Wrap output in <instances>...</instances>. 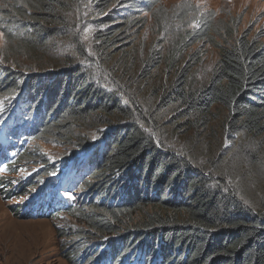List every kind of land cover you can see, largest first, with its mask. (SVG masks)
Segmentation results:
<instances>
[{
	"label": "trees",
	"instance_id": "1",
	"mask_svg": "<svg viewBox=\"0 0 264 264\" xmlns=\"http://www.w3.org/2000/svg\"><path fill=\"white\" fill-rule=\"evenodd\" d=\"M60 1L3 0L11 4L10 14L0 7V14L6 16H1L4 61L12 59L10 64H14L20 58L31 59L34 44L41 47L47 40L62 39L60 23L64 18L60 16ZM74 1L78 4L83 0ZM157 1L93 0L98 15H104L116 3L108 15L100 16L102 21H97L114 26L107 25L97 37L111 42L122 31L115 30V24L151 12ZM211 22L206 19L190 43L197 41L198 36L205 39ZM179 40L177 46L183 50L186 40ZM71 42L79 45L76 36ZM78 53L82 56L83 49ZM80 60L83 59L63 60L67 69L58 71L56 76L49 74L48 69L53 70L50 65L39 67L42 69L34 70L32 75L25 69L0 65V111L7 113L15 100L21 107V122L16 124L20 133L13 138L18 142L16 158L6 165L8 172L0 176V184L9 177L6 175L16 172L17 165H29L31 161L30 166H43L35 180L21 184L25 199L20 213L54 221L60 214L68 220L72 216L80 219L85 226L71 228L73 238L78 240L67 252V259L73 264H121L125 259L131 264L137 256L145 264H264V202L251 201L264 193V142H257L264 134V42L243 35L232 44L222 45L206 82L193 87L187 74L180 76L179 81L161 90L155 106L148 111L129 98L128 103L124 102L117 91L106 87L104 77L92 66H77ZM171 105H177L180 118L186 120L180 125H189L190 129L207 127L214 112L222 109L225 135L228 131L240 141H248L243 167L223 174L213 172L219 179L212 181L214 175L210 172L203 171L182 153L175 154L176 149L164 137L160 120V113ZM105 126L111 130L107 143L99 145L101 151L97 153L101 157L80 180L83 194V185L95 192L92 201H75L50 213L42 212L55 204L52 198L46 199L45 192L38 199L26 201L39 180L57 171L56 164L64 157L65 163L69 155L59 160L52 157L56 162H50L51 158H46L34 141L49 139L56 145L72 147L66 150L74 155L77 150L88 152L96 148L94 140L102 136ZM91 128L97 130L94 139L86 137L83 130ZM146 128H153L156 138ZM248 170L258 180L256 196L244 190L243 179L249 176ZM227 178L231 184H225ZM4 185L12 188L9 181ZM246 193L252 196L250 203L239 195ZM132 222L135 224L129 225ZM123 225L126 228L121 231ZM69 230L65 228L66 232ZM84 252L89 255L88 263L81 257Z\"/></svg>",
	"mask_w": 264,
	"mask_h": 264
},
{
	"label": "rangeland",
	"instance_id": "2",
	"mask_svg": "<svg viewBox=\"0 0 264 264\" xmlns=\"http://www.w3.org/2000/svg\"><path fill=\"white\" fill-rule=\"evenodd\" d=\"M60 2L63 9L60 16L64 18V22L60 24L66 26L63 30L60 25L63 33L59 37L62 39L47 40L41 47L40 44H37L39 47L34 44L32 46L34 51L29 54L31 59L20 58L14 64H10L13 63L12 59L8 61L2 59L5 30L1 27L3 26L1 16H6L0 14V65L8 64L17 70L25 69L29 71V75H32L31 72L36 69H42L39 67L50 65L48 67H52L53 70L48 69L49 74L56 76L58 71L67 69L61 63L63 60L81 58L83 60L77 62V66H92L97 74H102L110 91H117L115 93L124 102L128 103L129 98L141 108L143 106L142 109L146 111L147 108L155 106L161 90L179 81L180 76L187 74L188 81L193 87L206 82L219 57L222 45L232 44L243 35L249 40L264 42V0H158L151 12L134 14L133 19L123 21V24L120 23L121 21L115 24L114 29L122 28V31L116 34L111 42L100 40L97 33L107 29V25L114 26V23L97 21H102V18L99 19L100 16L108 15L116 7V3H113L104 15H98L96 7L92 6L93 0H83L78 4H75L74 0ZM0 7H5L10 14V3H3V0H0ZM183 14L184 18H182ZM206 19L212 21L209 34L205 39L194 36L197 37V41L190 43L192 35L203 27ZM46 24L49 25L48 22ZM73 36H76L79 45L75 46L71 42ZM179 39L186 40L183 50L177 46ZM31 40H34V37ZM82 49L84 53L78 56V51ZM90 55L97 57H91L92 59L89 60L87 57ZM180 112L177 105H171L160 113V120L164 124L162 132L171 142V146L173 145L177 150L174 151L175 154L182 153L186 159L199 165L198 167L203 171L210 172L214 175L211 176L212 181L219 179L213 172L223 174L226 170L228 173L231 169L239 171L243 167L244 146L248 141H240L239 137L231 135L228 131L225 135L223 128L225 114L222 109L214 112L207 127L194 129H190L189 125H180L186 121L180 118ZM148 119L146 117L147 121ZM166 120L170 123L166 124ZM83 130L86 137L94 139L98 136L94 128ZM110 130V127H103L102 136L94 140V145L97 147L89 154L88 169L97 158L101 157L97 153L101 151L99 145L107 143ZM152 130L146 128V131L156 138ZM257 142L261 144L264 142V134L257 139ZM33 143L42 148L46 158L53 157L57 160L68 153L70 155V151L66 149L72 148L56 145L49 139L37 140ZM156 145L161 148L159 141H156ZM87 154L88 152L77 150L73 156H66L67 162L72 157L80 159L81 155ZM219 156L224 158L221 159ZM31 163L30 161L29 165H19L16 172L6 175L9 177L0 184V264H73L67 259V252L76 242L75 240H78V237L73 238L72 235L75 233L71 228L80 229L85 226L80 219L72 216L68 220L61 216L54 221L50 218L32 217L25 215L24 212L20 213L22 210L20 204L25 199L20 191L21 184L33 181L35 178L23 181V177L38 167L30 166ZM214 168L219 170L215 171ZM248 173L249 176L246 175L243 179L244 190H250L251 195L256 196L259 193L256 191L258 180L252 175L251 170H248ZM64 174L70 177V182L73 181L75 176L71 169ZM7 181L12 183V188L4 185ZM224 182L226 185L231 184L230 178L225 179ZM11 189L13 191L19 189V191L13 192ZM83 191L86 201H92L95 192L85 185ZM239 195L250 203L252 196L247 193L246 196ZM74 197L79 200L83 198L80 189L76 190ZM261 198L255 197V200L251 201L264 202V193ZM134 224V222L129 223V225ZM65 228L70 230L66 232ZM123 228H126L125 225L122 226L121 231ZM81 257L86 263L89 262L87 252Z\"/></svg>",
	"mask_w": 264,
	"mask_h": 264
},
{
	"label": "snow or ice",
	"instance_id": "3",
	"mask_svg": "<svg viewBox=\"0 0 264 264\" xmlns=\"http://www.w3.org/2000/svg\"><path fill=\"white\" fill-rule=\"evenodd\" d=\"M66 196H67L68 199H72L73 198V196L71 195V193H66Z\"/></svg>",
	"mask_w": 264,
	"mask_h": 264
},
{
	"label": "bare ground",
	"instance_id": "4",
	"mask_svg": "<svg viewBox=\"0 0 264 264\" xmlns=\"http://www.w3.org/2000/svg\"><path fill=\"white\" fill-rule=\"evenodd\" d=\"M19 124V123H18ZM30 138V137H29ZM29 141V140H28ZM28 144V143H27ZM27 146V145H26ZM24 148H26V147H24ZM23 150H26V149H23ZM25 153V152H24ZM54 168V167H53ZM55 171V170H54ZM90 172V171H89ZM141 253V252H140ZM139 255V254H138Z\"/></svg>",
	"mask_w": 264,
	"mask_h": 264
}]
</instances>
